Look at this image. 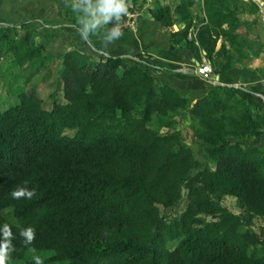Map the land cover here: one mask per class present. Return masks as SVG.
Here are the masks:
<instances>
[{
	"label": "trees",
	"instance_id": "obj_1",
	"mask_svg": "<svg viewBox=\"0 0 264 264\" xmlns=\"http://www.w3.org/2000/svg\"><path fill=\"white\" fill-rule=\"evenodd\" d=\"M233 2L197 3L204 18L190 40L194 1L179 0L174 11L186 21L171 33V44L188 42L205 52L214 74L226 72L229 49L215 47L222 38L239 53L243 22ZM67 13L78 29L75 14ZM151 17L165 27L175 22L169 6L154 8ZM23 25L0 26V49L21 74L55 59ZM99 38L88 42L97 54L69 46L58 57L61 87L51 95V109L22 85L13 89L16 102L0 110V228L9 224L16 237L12 260L264 264V229L252 228L254 218H264V146L256 141L264 133V108L220 84L191 103L154 80L145 69L149 55H114L94 44ZM178 116L207 145L213 168L195 156ZM25 181L37 195L13 199L10 193ZM225 196L235 198L239 213L222 205ZM184 199V210L168 219L165 210ZM29 226L36 239L25 246L19 232Z\"/></svg>",
	"mask_w": 264,
	"mask_h": 264
},
{
	"label": "crops",
	"instance_id": "obj_2",
	"mask_svg": "<svg viewBox=\"0 0 264 264\" xmlns=\"http://www.w3.org/2000/svg\"><path fill=\"white\" fill-rule=\"evenodd\" d=\"M253 3L259 9L262 8L260 5L263 4L262 0H253ZM49 9L54 11V19L43 16ZM249 16L253 17L251 14H245V18L238 15L243 22L238 35L242 42L237 47L239 53L230 47L226 40L222 38L217 40L215 50L224 43L229 49L232 66L221 74H214L213 72L216 80L214 82L204 80L196 73L197 65L206 57L203 50L196 52L185 45V42L176 45L171 44V33L178 30L175 22L172 26L165 27L150 16L149 19L138 17L136 29L123 32L122 38L106 50H110L114 55H124L139 50L146 52L145 55L151 57L152 65L145 66V69L153 76L154 80L174 87L179 93L188 97L191 103L204 96L213 85L220 84L234 86L237 95L246 100L248 104L256 108H264V28L262 30L260 28L259 31H251V28H248L247 31L244 21H251L252 18ZM22 23L26 28L33 31L35 43L44 45L47 52L55 58L37 71H32L29 67L25 68V70L28 69V74L30 72L32 82L36 81L38 76L40 77L39 74L43 70H50L53 66L57 69L60 63L58 57L69 46L83 52L97 54L89 43L81 39L79 30L64 19V14L57 12V6L53 0H0V25ZM24 32L23 29L18 28L16 30L18 37L23 36ZM253 36L257 42L262 44L259 55L247 54L250 52V46H248L249 48L243 47L244 44L247 45V41L253 39ZM101 40L102 38H99L94 44L103 47ZM0 72L1 75L4 74L8 78L18 74L15 79L16 87L22 86L24 79L25 82H28V77L26 78L24 74L20 73L13 56L5 53L2 49H0ZM27 84H25L26 89L28 88ZM28 89L27 91L32 92ZM256 141L264 146V133Z\"/></svg>",
	"mask_w": 264,
	"mask_h": 264
},
{
	"label": "rangeland",
	"instance_id": "obj_3",
	"mask_svg": "<svg viewBox=\"0 0 264 264\" xmlns=\"http://www.w3.org/2000/svg\"><path fill=\"white\" fill-rule=\"evenodd\" d=\"M53 1H54V4L57 6V12L60 14L63 13L64 19L66 21L70 22L72 25H75L74 22H71L68 20V18H69L68 16H73V15H70L67 13L69 8L65 7L64 0H53ZM177 2H179V0H150V1H148V0H129V10L131 11L134 9V11L135 10L137 11L138 17H143V19H147V18L149 19L151 17V11L154 8L160 7V6H169L171 8V11H172V17L175 21L174 24H177L178 29H180L185 24L186 20L185 21L182 20L180 18V15L174 11V8L178 4ZM197 3L198 2H194V5H192V7H191V16H190L191 27H190L189 34H188V39H190V40L194 38L196 29L198 28L202 19L204 18L203 11L200 9V7H198L196 5ZM262 3L263 4H260L262 7L261 9H259L253 3V0H234V2L231 3V7L236 10V12L239 16L244 17V18H245V14H251V15H253V17L255 16V18H253L252 16H249V18H252V19H250L251 21H249V20L244 21L243 20L245 23V26H246V30L248 28H251V31H259L260 28H261V30L264 28V10H263L264 9V0H262ZM45 14L46 15H43V16L44 17L46 16V18H49V19L55 18L53 10L49 9L48 11H46ZM75 23H77V20ZM250 24H251V26H250ZM24 26L25 25L22 26L24 29H28V28H26V26L25 27ZM17 35H18V33H17ZM34 41H35V39H34ZM187 41H189V40H187ZM188 44L189 43L186 42L185 45L188 46ZM261 45L262 44H260V42H257V40L253 36V39L247 41V45L244 44L243 47L246 48V47L250 46V48L248 47L250 49V52L247 51L248 52L247 54L252 53L253 55H259L260 51H261L260 50ZM139 52H141L143 55L146 54V52L141 51V50H139ZM245 52H246V50H245ZM240 54H241V52H240ZM204 61L208 62L210 64V66L212 67L211 62L207 57H205V59L202 62H204ZM11 65L13 66L12 63H11ZM58 68L56 69L53 66L52 68H50V70H43V72L39 74L40 77L38 76L37 80L34 82L31 81L32 79L30 76V72H29V74L27 72L28 69L23 72L24 77H26V78L28 77L27 78L28 82H25L26 80L23 78L24 80L22 81L21 85L25 86V84L28 83L27 87L30 89V91L36 92L37 95L42 98L43 107L46 109H51V107L53 105V100L51 98V95L54 92H56L59 89V87H61V81H60L59 75H58V72H59ZM239 69H242V68H239ZM249 70H250V68H249ZM11 73L13 74L14 72H11ZM17 77H18V74L13 75L12 78H8L4 74H2V75L0 74V110H3L4 108H6V107H8V106H10L16 102V97L13 93V89L16 87L15 79ZM12 79H13V82H12ZM178 120H179V124H178L177 128L181 132V134L185 137V139L187 140V142L190 145V147L192 148V151L195 154V156L199 160H201L203 163H205V165H208V166L213 168L214 164L208 159V155L206 153L207 145L200 142V141H197L194 138L192 131L188 127L187 120H186L185 116H178ZM151 126L153 128H156L153 123H151ZM164 130L165 129H163L162 131H164ZM195 172H196L195 170L192 171V173H195ZM186 203H187V200L184 199L181 203H179L173 207L167 208L164 212L166 214L167 218L171 220L174 217L178 216L184 210ZM221 203L223 206H225L227 209H229L230 211H232L234 213L240 212V209L238 208V206L236 204V200L233 196L223 197L221 200ZM5 214L7 215V217L9 219H12L9 211H6ZM252 228L257 233H260L261 230L264 229V218H261V217L254 218L252 221ZM29 255L30 254H28V256ZM10 264H26V262L24 260H22V261L11 260Z\"/></svg>",
	"mask_w": 264,
	"mask_h": 264
},
{
	"label": "clouds",
	"instance_id": "obj_4",
	"mask_svg": "<svg viewBox=\"0 0 264 264\" xmlns=\"http://www.w3.org/2000/svg\"><path fill=\"white\" fill-rule=\"evenodd\" d=\"M76 16L77 26L81 39L88 43L90 37L101 34L102 46L107 49L114 45L124 35L122 22L129 14V0H64ZM110 26V27H109ZM18 186L10 195L13 199L31 200L37 195L35 189L26 186ZM20 236L25 246L33 245L36 239L35 228L29 226L20 228ZM16 237L9 224L5 223L0 228V264H10L12 254L16 251L13 240ZM34 251L33 249H30ZM34 264H44L39 255L32 257Z\"/></svg>",
	"mask_w": 264,
	"mask_h": 264
},
{
	"label": "built area",
	"instance_id": "obj_5",
	"mask_svg": "<svg viewBox=\"0 0 264 264\" xmlns=\"http://www.w3.org/2000/svg\"><path fill=\"white\" fill-rule=\"evenodd\" d=\"M150 1V0H148ZM194 2H201L202 0H193ZM138 14L137 11L134 9L129 10V14L127 17L124 18L122 22V29L123 32L127 30H135L136 29V22H137ZM196 73L204 80L214 82L216 81L213 75V69L210 66V64L206 61L201 62L197 68H196Z\"/></svg>",
	"mask_w": 264,
	"mask_h": 264
}]
</instances>
